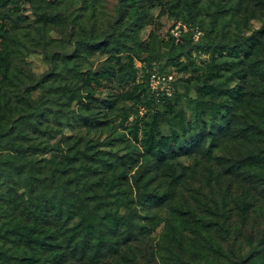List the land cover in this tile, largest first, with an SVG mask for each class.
Segmentation results:
<instances>
[{
	"label": "rangeland",
	"instance_id": "374dc122",
	"mask_svg": "<svg viewBox=\"0 0 264 264\" xmlns=\"http://www.w3.org/2000/svg\"><path fill=\"white\" fill-rule=\"evenodd\" d=\"M0 24L15 49L1 94L15 81L23 97L33 83L70 143L88 147L91 179H118L124 200L136 195L118 208L135 224L118 230L103 264H264V189L244 194L222 170L251 148L249 136L240 130L204 156L212 124L264 76V0H0ZM22 102L0 109V129ZM181 145L189 153L178 155ZM144 190L169 197L138 199ZM101 231L94 242L117 244L112 228ZM99 249L111 250L95 243L94 260Z\"/></svg>",
	"mask_w": 264,
	"mask_h": 264
},
{
	"label": "trees",
	"instance_id": "16d2710c",
	"mask_svg": "<svg viewBox=\"0 0 264 264\" xmlns=\"http://www.w3.org/2000/svg\"><path fill=\"white\" fill-rule=\"evenodd\" d=\"M7 37L0 34V109L6 108L8 112L21 100L18 105L23 107L11 115L7 127L0 129V264H103L106 256L113 257L118 252L121 245L118 230L123 224L126 228L135 224L132 216L123 218L118 208L125 200L134 202L136 195L124 200L122 181L118 179L113 178L109 184L103 177L91 179V168L97 166L88 163V147L80 149L77 141L70 143L72 136L62 133L58 114L49 115V105L32 97L33 83L25 85L23 97H19L15 81L10 82L12 89L6 96L1 94L15 53V49L7 45ZM244 41L246 38L241 37L237 42ZM9 42L11 46L17 43L15 39ZM208 44L209 40L205 45ZM254 50V46L248 45L244 50L248 57L243 60ZM13 78L17 76L14 74ZM255 84L254 92L235 97L232 100L235 106L221 115L222 120L212 124L207 131L211 148L204 155L210 156L214 148L240 130L244 132L243 138L249 136L251 148L243 157L232 156L230 165L222 170L235 172L233 175L244 181L238 187L244 194L252 193L251 196L256 195L259 188L264 189V76ZM73 92L69 90V96ZM204 105L209 107L211 102L206 100ZM238 119L245 125L239 127ZM91 120L92 115L87 123L95 126ZM181 146L183 152L178 155L189 153L185 151L191 146ZM217 158L222 163L225 161L224 157ZM107 166L111 168L109 161ZM184 169L182 166L176 180L182 177ZM141 194L158 203L169 197L166 192L145 193L144 190L138 191V199ZM102 226L112 228L115 246L100 236L94 242V231L102 234ZM132 239L129 237L126 242ZM105 242L111 250L99 249L101 255L94 260L90 253L92 247Z\"/></svg>",
	"mask_w": 264,
	"mask_h": 264
}]
</instances>
